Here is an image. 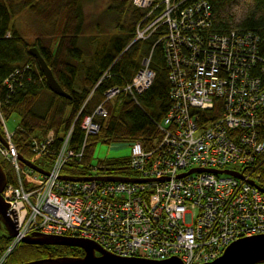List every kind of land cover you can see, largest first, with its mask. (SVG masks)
Instances as JSON below:
<instances>
[{
    "label": "built area",
    "instance_id": "obj_1",
    "mask_svg": "<svg viewBox=\"0 0 264 264\" xmlns=\"http://www.w3.org/2000/svg\"><path fill=\"white\" fill-rule=\"evenodd\" d=\"M132 2L144 11L137 38L163 28L160 40L172 99L157 125L160 138L154 146L145 150L140 141L131 146L130 165L139 170L140 180L62 179L68 160L82 155L69 148L71 127L48 174L26 168L32 177L26 184L0 97V132L7 141L0 142V156L13 166L17 179L2 191L18 229L7 254L38 231L90 239L123 257L177 256L184 264H202L239 238L264 234V32L216 31L208 0ZM150 59V54L144 56L132 80L123 89H108L82 119L86 137L99 132V118L108 116L106 103L118 93L150 87L155 76ZM30 68H15L4 84L13 89ZM52 142L53 132L44 141L34 139L33 160L41 159ZM210 169L230 170L242 178ZM48 186L50 194L39 208L38 197ZM59 205L65 216L55 213Z\"/></svg>",
    "mask_w": 264,
    "mask_h": 264
},
{
    "label": "trees",
    "instance_id": "obj_2",
    "mask_svg": "<svg viewBox=\"0 0 264 264\" xmlns=\"http://www.w3.org/2000/svg\"><path fill=\"white\" fill-rule=\"evenodd\" d=\"M234 1L208 0L215 15L213 28L218 32L231 28L264 32V0H252L237 24L227 13ZM100 4L104 10L88 24L86 7ZM23 11L47 27L51 37L45 41L39 37L34 43L27 41L14 23L15 16ZM143 15L144 11L132 0H0V97L5 119L12 115L19 118L12 136L19 155L33 160L31 142L44 141L53 132L48 152L34 160L36 164L43 160L42 167L48 170L72 127L69 148L76 154L82 150V155L68 160L62 169L63 176H139V170L130 165V153L95 160L94 151L99 144L131 147L136 141H140L145 150L152 148L160 138L157 125L172 105L170 68L160 40L163 28L145 38H137ZM31 47L39 50L69 97L56 95L49 89ZM149 54L150 67L155 73L150 87L133 94L118 93L113 101L106 103L108 116L99 118V132L86 137L80 124L82 119L105 99L108 89H123L138 71L142 58ZM26 64L31 67L30 73L15 81L13 89L4 84L15 68ZM43 89L49 92L50 98L45 110L40 112L35 103L43 95ZM5 165L7 183L16 184L15 170L10 163ZM261 172L260 186L264 189V170ZM11 240L6 233L0 235V256ZM83 254L78 247L20 242L6 264H20L49 255L56 258Z\"/></svg>",
    "mask_w": 264,
    "mask_h": 264
},
{
    "label": "water",
    "instance_id": "obj_3",
    "mask_svg": "<svg viewBox=\"0 0 264 264\" xmlns=\"http://www.w3.org/2000/svg\"><path fill=\"white\" fill-rule=\"evenodd\" d=\"M31 52L34 57L38 60L39 66L42 73L44 74L46 83L49 89L56 95L62 97H69V94L60 86L56 80L51 68L48 66L47 62L39 52L36 47H31ZM0 141L7 145L6 140L0 134ZM18 159L25 166L31 168L32 170L47 175L48 171L43 167L39 166L32 160L26 159L21 155H18ZM197 170V169H192ZM190 171V172H191ZM211 172L216 173H227L235 175L236 177L242 178V175L237 172L230 170H214L210 169ZM180 174L179 176H183ZM64 180L71 181H87L93 179H102L106 181H139L137 178H126V177H66L61 176ZM7 183V176L0 165V221L4 224L7 234L14 237L18 233L17 223L15 218L10 217L9 208L10 203L5 201L2 196V191L4 190ZM264 192V189L260 188ZM14 215V214H13ZM23 243L34 244V245H65L78 247L84 251L82 256L77 257H56L53 258L50 255L45 258H39L30 260L20 264H184L183 261L177 257L172 256L167 259L156 260L143 257H123L109 252L101 245L93 240L73 237L67 235H52L46 234L38 231L31 232L29 235L22 239ZM264 263V234L254 235L239 238L229 244L222 255L217 257L215 260L202 263V264H262Z\"/></svg>",
    "mask_w": 264,
    "mask_h": 264
},
{
    "label": "rangeland",
    "instance_id": "obj_4",
    "mask_svg": "<svg viewBox=\"0 0 264 264\" xmlns=\"http://www.w3.org/2000/svg\"><path fill=\"white\" fill-rule=\"evenodd\" d=\"M250 5H252V0H235L227 9V13H228V15L233 16L234 23L237 24L238 21L241 19L242 14L246 11L248 6H250ZM237 6H241L240 10L237 9ZM103 10H104V7L101 4L96 6V7L87 6L85 9L87 23L89 24L90 21H92V18L97 16ZM222 17H225V14H223ZM15 24H16V27L18 28L20 34L23 37H25V39H27V41H29L30 43H34L35 41H37V39L39 37L44 39V41H45V38L48 37V39H49L51 37L50 35L47 34L48 28L41 25L39 22H37V20H35L34 17L27 11H23V12H21V14L16 16ZM53 41H54V39H51V42H50L51 45H54ZM43 91H44L43 95L35 103V107L40 112H43L45 110V107L47 105L45 103L50 98L49 92L46 91L45 89H43ZM5 122H6L7 130L10 133H12V132H14L15 128L17 127V124L19 122V118L17 116L12 115L8 119H6ZM130 151H131V147L128 145H124L121 147H115L113 145L99 144V145H97V147L94 151V159L96 160L98 158L112 157L115 155H126V154L130 153ZM38 164L40 166H44L43 160L38 161ZM22 167H23L22 177H23L24 182L26 184L32 183L31 175H28L25 173V171L27 172L26 167H24V166H22ZM41 193H42V195H40V197H38V199H39L38 207L39 208L42 207V206H40V201H42L45 198H48V196L50 194L49 186L45 187V189ZM2 234L3 233L0 232V235H2ZM12 243L13 242L11 240V242L9 243V245L7 246V248L5 249L3 254L0 256V260L3 258L4 254H7V250ZM12 251L8 252V254L6 255V258L3 261V264H6L7 258ZM262 264H264V263H262Z\"/></svg>",
    "mask_w": 264,
    "mask_h": 264
},
{
    "label": "flooded vegetation",
    "instance_id": "obj_5",
    "mask_svg": "<svg viewBox=\"0 0 264 264\" xmlns=\"http://www.w3.org/2000/svg\"><path fill=\"white\" fill-rule=\"evenodd\" d=\"M6 162L7 161L0 156V165H1L2 169L4 170L5 174H6V170H7V166L5 165ZM0 230H1L0 232L3 233V234L7 233V230H6L5 226H4V224L1 223V221H0Z\"/></svg>",
    "mask_w": 264,
    "mask_h": 264
},
{
    "label": "bare ground",
    "instance_id": "obj_6",
    "mask_svg": "<svg viewBox=\"0 0 264 264\" xmlns=\"http://www.w3.org/2000/svg\"><path fill=\"white\" fill-rule=\"evenodd\" d=\"M214 17H215V15H214ZM10 183V182H9ZM263 189V188H262ZM2 194V193H1ZM58 203V202H57ZM8 212H9V210H8ZM55 213H57V214H62L63 216H65V214H64V212H63V207L61 206V205H59V207L58 208H56L55 209ZM9 215H10V217L12 216V213L11 212H9ZM68 218V217H67ZM259 235V234H258ZM252 236H254V235H252ZM22 242V241H21Z\"/></svg>",
    "mask_w": 264,
    "mask_h": 264
},
{
    "label": "clouds",
    "instance_id": "obj_7",
    "mask_svg": "<svg viewBox=\"0 0 264 264\" xmlns=\"http://www.w3.org/2000/svg\"><path fill=\"white\" fill-rule=\"evenodd\" d=\"M241 6H237V9L240 10Z\"/></svg>",
    "mask_w": 264,
    "mask_h": 264
},
{
    "label": "crops",
    "instance_id": "obj_8",
    "mask_svg": "<svg viewBox=\"0 0 264 264\" xmlns=\"http://www.w3.org/2000/svg\"><path fill=\"white\" fill-rule=\"evenodd\" d=\"M14 19H16V16H15V18ZM15 23V22H14ZM16 25V24H15Z\"/></svg>",
    "mask_w": 264,
    "mask_h": 264
}]
</instances>
